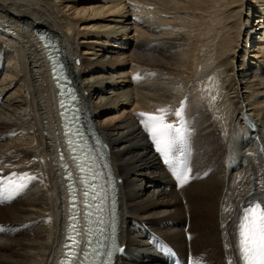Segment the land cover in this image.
<instances>
[{
  "label": "bare ground",
  "instance_id": "obj_1",
  "mask_svg": "<svg viewBox=\"0 0 264 264\" xmlns=\"http://www.w3.org/2000/svg\"><path fill=\"white\" fill-rule=\"evenodd\" d=\"M254 1L244 23L246 0H0V264H59L70 200H82L78 186L70 190L75 175L63 173L72 159L55 67L108 163L111 235L121 249L111 264H159L150 234L191 264L236 260L240 210L264 200V33L255 48L249 40L264 32L256 4L264 0ZM252 16L257 26L246 29ZM125 68L135 74L125 86L108 77ZM132 90L140 107L102 122ZM181 103L191 129L176 154L190 169L183 186L137 115L170 109L175 124Z\"/></svg>",
  "mask_w": 264,
  "mask_h": 264
},
{
  "label": "snow or ice",
  "instance_id": "obj_2",
  "mask_svg": "<svg viewBox=\"0 0 264 264\" xmlns=\"http://www.w3.org/2000/svg\"><path fill=\"white\" fill-rule=\"evenodd\" d=\"M70 95H72L70 93ZM75 99V96L72 95ZM63 106V105H62ZM173 110L160 108L157 110V114L140 112L137 115L141 118L140 123L143 130L147 133L149 138L155 145V150L164 158V163L168 165L172 174L177 179L180 186L186 184L189 180L188 173L190 169L187 167V163L184 160H178L176 154L183 152L184 148L188 144V140L191 136V129L188 120L185 117V108L181 103L180 108L174 109L176 123H169L168 116ZM71 144V140L69 141ZM83 171V168H81ZM25 178L26 174H25ZM25 187L20 184L17 190ZM93 195L92 200H100L99 204L94 205L98 212H103V202L105 197L101 195L104 191L103 186L92 185ZM2 195V193H0ZM84 196L88 197L89 192L85 191ZM74 208V199H73ZM89 207L93 205H88ZM91 215V214H89ZM75 219V217H73ZM97 224L101 227L95 229L96 232L104 233L103 228L104 220L101 216L97 221ZM75 230V225H70ZM88 233L91 234L93 229L89 228ZM235 244L233 250L236 253V260L229 259L226 264H264V200L251 202L240 210L239 216L235 223ZM73 240L74 246L79 247L80 241L75 237H69ZM95 244V246H93ZM67 247V245H66ZM88 251H84L83 264H89L91 258V264H96L97 259L102 255L108 259L112 256V251H105V244L103 240L99 238L93 242L91 239L87 240ZM112 247H116L115 241H113ZM225 249L229 248L228 244L224 245ZM116 250H121L116 248ZM77 253L73 252V260L76 258ZM61 264H65L64 261ZM107 264V260L103 262Z\"/></svg>",
  "mask_w": 264,
  "mask_h": 264
},
{
  "label": "rangeland",
  "instance_id": "obj_3",
  "mask_svg": "<svg viewBox=\"0 0 264 264\" xmlns=\"http://www.w3.org/2000/svg\"><path fill=\"white\" fill-rule=\"evenodd\" d=\"M247 2H248V4H247ZM249 2H250V4H249ZM254 2H255L254 0H246V5H248V6H245L244 11H243V16H242L244 23L248 20L250 7H251V4H255ZM100 4H102V2H99V5ZM256 4L259 6V9H262V11H263L264 5L262 3H256ZM253 11H254V9H253ZM253 11H252V14H253ZM256 20H257V18L252 16L250 18V23H249L248 27H246V29H255V27L257 26V25H255L256 24ZM246 32H247V30H246ZM263 33L264 32L262 30L260 32L253 31L251 34H249V40L251 41V44H252L251 47L252 48H255V44H257L258 42L261 41ZM243 34H242V39L244 38V40H245V38L247 37V33H245V31H244ZM242 42H243V40H242ZM236 52H237L236 54H237V59H238L236 61V66L239 68L240 67L239 65H240L241 58L243 57L245 52H244V49H242V51H241V48L240 49L237 48ZM250 54H253V52H251ZM251 58H253V57H251ZM133 73L134 72H132L129 68H125L121 72L122 75L114 74L113 76H111V75L108 74V77L110 78V80L111 79L112 80H117L116 82H121V81L125 80L126 83L125 82L121 83V84H123V86H125L127 83H129V81H130L129 79L131 77H133V75H135ZM119 76H122V77H119ZM116 77H118V78L116 79ZM124 77H127V78H124ZM115 84H117V83H115ZM140 84L142 85V82ZM133 87H135V85H132L129 88L128 87H123V90L132 89ZM112 91H114V90L112 89ZM117 91H122V89L117 90ZM162 91L164 92L165 89H158L156 92L161 93ZM131 95H132L131 96L132 99L130 98V102L125 101L124 103L123 102L119 103V107L118 108L117 107L116 108L115 107L108 108V109L106 108L104 111H102L103 112V114L101 113L102 114L101 115L102 122H104V121L108 122L110 120L112 121L113 119H117L118 120V119L122 118L121 117L122 114L126 115L128 112H134L135 110H137L140 107V105H139V102H137V100H135L136 96H135L134 90H132ZM143 189H145V188L143 187Z\"/></svg>",
  "mask_w": 264,
  "mask_h": 264
}]
</instances>
